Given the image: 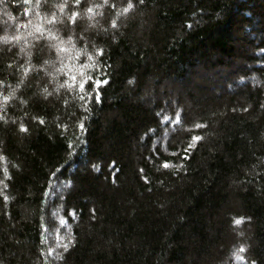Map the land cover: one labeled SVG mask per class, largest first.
I'll return each instance as SVG.
<instances>
[{
    "label": "trees",
    "instance_id": "16d2710c",
    "mask_svg": "<svg viewBox=\"0 0 264 264\" xmlns=\"http://www.w3.org/2000/svg\"><path fill=\"white\" fill-rule=\"evenodd\" d=\"M39 10L75 49L0 40V264H264V0Z\"/></svg>",
    "mask_w": 264,
    "mask_h": 264
},
{
    "label": "clouds",
    "instance_id": "9594fccd",
    "mask_svg": "<svg viewBox=\"0 0 264 264\" xmlns=\"http://www.w3.org/2000/svg\"><path fill=\"white\" fill-rule=\"evenodd\" d=\"M23 4L27 7L23 8V13L25 16L29 14V12H34V16L31 20L27 21L26 23L23 21H19V13L13 10L14 5L12 4V0H0V24L7 25L8 27L14 26L16 31L13 33H9L7 28L3 33H0V40H2L5 43L8 42H19L20 40H24V43L20 45V50L17 53L19 56L20 52H24L26 56L25 63L27 64L31 59V51L25 52V47L30 45V41L28 39H25V37H32L33 39H40L39 36H36V32H40L41 35H44L45 38L51 39L54 41H59L58 45L55 46L58 52L65 53L72 51L75 49V45L73 43V37L69 35L67 38H60L56 33L47 31L43 28V24L40 23V21H43L44 23H53L57 19L56 12H52L50 18L48 16H44L40 12V0H36V3H33L32 0H23ZM54 7L59 10L60 13H64V9L66 7V4H55ZM88 11V9H87ZM89 12V11H88ZM67 15V13H64ZM73 18L69 17L71 20ZM19 21V22H18ZM27 29V31H19L21 25ZM89 59H91V56L89 55ZM53 64L52 60H44L43 64L40 65V67L44 70L45 74L50 77V83L53 85L52 90L49 91L48 87L45 86L42 91L46 95H51L52 92L58 91L60 88L64 86L63 83H56L57 73L60 72L62 69L57 68L56 66L53 67L51 71H49L45 66ZM23 67V66H22ZM31 67V65H29ZM29 68H24V74L26 75ZM21 83H23V79L15 85V88L10 89V91L7 93V95L3 96L4 98H7L9 100L10 97H12L15 93V89H19L21 86Z\"/></svg>",
    "mask_w": 264,
    "mask_h": 264
},
{
    "label": "snow or ice",
    "instance_id": "6c2138e0",
    "mask_svg": "<svg viewBox=\"0 0 264 264\" xmlns=\"http://www.w3.org/2000/svg\"><path fill=\"white\" fill-rule=\"evenodd\" d=\"M76 2L79 3V0H76ZM105 2H107V0H105ZM140 2L143 3V0H140ZM132 7H133L132 3H129L128 6H127V8L124 9V11L127 12L128 9H129V8H132ZM88 11H89V12H92V8H89ZM75 16H76V13H73V19L75 18ZM96 52H97L99 55H101V56L103 55V49H99V48H98V49H96ZM105 83H107V80H106V79H97V80L94 81V84H95V85H101V84H105ZM79 86H80L81 90H84V88H85V82H81V84H80ZM94 98L98 99L99 97H98V95H96ZM82 99H83V97H82ZM4 101L7 102L8 99H7V98H4ZM39 123L43 124L44 121H43V120H40ZM81 127H82V126H81ZM20 131H21V132H25V131H27V129L25 128V126H24L23 124L20 126ZM196 139L199 140L200 138L197 137ZM162 167H164V168H167V167H168V163H167V161H165V162L162 164ZM252 264H256V262L253 261Z\"/></svg>",
    "mask_w": 264,
    "mask_h": 264
},
{
    "label": "rangeland",
    "instance_id": "374dc122",
    "mask_svg": "<svg viewBox=\"0 0 264 264\" xmlns=\"http://www.w3.org/2000/svg\"><path fill=\"white\" fill-rule=\"evenodd\" d=\"M254 84H255V82H254Z\"/></svg>",
    "mask_w": 264,
    "mask_h": 264
}]
</instances>
